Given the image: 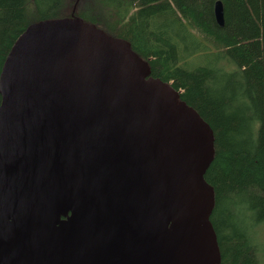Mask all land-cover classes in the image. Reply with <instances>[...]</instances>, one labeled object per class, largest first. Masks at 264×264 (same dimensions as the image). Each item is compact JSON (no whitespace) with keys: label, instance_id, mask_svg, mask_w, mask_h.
I'll return each mask as SVG.
<instances>
[{"label":"water","instance_id":"obj_1","mask_svg":"<svg viewBox=\"0 0 264 264\" xmlns=\"http://www.w3.org/2000/svg\"><path fill=\"white\" fill-rule=\"evenodd\" d=\"M78 1L0 74V264H221L214 130Z\"/></svg>","mask_w":264,"mask_h":264},{"label":"trees","instance_id":"obj_2","mask_svg":"<svg viewBox=\"0 0 264 264\" xmlns=\"http://www.w3.org/2000/svg\"><path fill=\"white\" fill-rule=\"evenodd\" d=\"M76 2L0 0V74L28 26L71 17ZM74 14L129 40L151 75L210 124L215 157L205 178L215 189L209 220L221 264H264L252 233L264 223V0H79Z\"/></svg>","mask_w":264,"mask_h":264},{"label":"rangeland","instance_id":"obj_3","mask_svg":"<svg viewBox=\"0 0 264 264\" xmlns=\"http://www.w3.org/2000/svg\"><path fill=\"white\" fill-rule=\"evenodd\" d=\"M210 60V58H199L196 59L195 63L196 64H205ZM255 229V227H254ZM254 229L252 230V233L254 236H256V241L259 249V256L264 263V223L259 225L254 233Z\"/></svg>","mask_w":264,"mask_h":264}]
</instances>
